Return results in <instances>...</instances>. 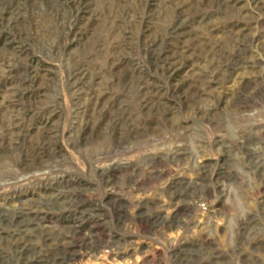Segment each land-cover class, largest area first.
Segmentation results:
<instances>
[{
	"label": "rangeland",
	"instance_id": "374dc122",
	"mask_svg": "<svg viewBox=\"0 0 264 264\" xmlns=\"http://www.w3.org/2000/svg\"><path fill=\"white\" fill-rule=\"evenodd\" d=\"M0 264H264V0H0Z\"/></svg>",
	"mask_w": 264,
	"mask_h": 264
}]
</instances>
